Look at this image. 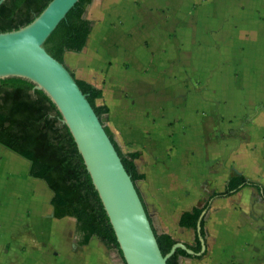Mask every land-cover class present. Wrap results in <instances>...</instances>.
I'll use <instances>...</instances> for the list:
<instances>
[{
    "label": "crops",
    "instance_id": "obj_1",
    "mask_svg": "<svg viewBox=\"0 0 264 264\" xmlns=\"http://www.w3.org/2000/svg\"><path fill=\"white\" fill-rule=\"evenodd\" d=\"M85 16L93 23L87 43L79 52L66 51L63 62L71 71H87L86 77L72 73L101 89L97 104L108 108L103 122L116 126L113 135L120 148L118 139L134 142L124 152L139 154L135 161L145 177L137 187L155 230L193 251V257L180 256L181 264H224L229 255L230 264H264V231L249 222L251 199L264 208L261 192L244 186L230 196L213 197L235 175L264 187L261 182L239 172L207 201L199 203L193 191L187 195L193 174L190 152L206 146L216 118L225 120L226 130L230 118L251 108L257 111L252 123L262 122L264 0H92ZM184 71L198 81L213 75L202 95L187 94L191 85L179 80ZM222 74L232 83L223 82ZM164 116L184 117L191 135H173ZM30 167V160L0 143V264H126L118 249L97 236L83 244L75 217H55L54 193L30 175ZM244 189L259 196L245 200V227L236 230L229 253H218L208 222L211 204L232 200ZM194 207L205 208L204 236L199 226L180 225L182 214ZM197 236L201 249L196 252Z\"/></svg>",
    "mask_w": 264,
    "mask_h": 264
},
{
    "label": "trees",
    "instance_id": "obj_2",
    "mask_svg": "<svg viewBox=\"0 0 264 264\" xmlns=\"http://www.w3.org/2000/svg\"><path fill=\"white\" fill-rule=\"evenodd\" d=\"M51 1L5 0L0 6V33L31 23ZM91 2L79 0L46 40L44 47L59 61H64L66 51L79 52L85 47L93 23L84 15ZM77 83L102 119L108 108L97 104V99L102 96L101 89L82 79H77ZM105 129L133 181L143 179L145 175L139 171L135 161L139 154L125 153L110 129L106 126ZM0 143L31 161L30 175L44 180L54 193L52 204L55 217H75L83 244H88L93 236H97L106 246L118 249L123 255L98 191L60 110L43 90L35 88V84L27 79L8 77L0 80ZM244 186L255 187L264 198V187L244 175L231 177L225 190L214 193L213 197L230 196ZM204 209L194 207L184 212L180 225L197 229ZM155 233L162 253L167 255L177 241L168 233L156 230ZM201 233L205 235L204 219ZM196 243L193 249L197 252L201 249L199 236ZM180 256L193 257L179 247L168 258L167 264H181Z\"/></svg>",
    "mask_w": 264,
    "mask_h": 264
},
{
    "label": "water",
    "instance_id": "obj_3",
    "mask_svg": "<svg viewBox=\"0 0 264 264\" xmlns=\"http://www.w3.org/2000/svg\"><path fill=\"white\" fill-rule=\"evenodd\" d=\"M5 0H0V6ZM79 0H52L29 24L0 33V80L21 77L43 90L60 110L115 231L126 264H167L186 245L164 255L143 198L72 71L44 47ZM84 17H86L84 15ZM205 212L201 214L199 229ZM204 241V239H202Z\"/></svg>",
    "mask_w": 264,
    "mask_h": 264
},
{
    "label": "rangeland",
    "instance_id": "obj_4",
    "mask_svg": "<svg viewBox=\"0 0 264 264\" xmlns=\"http://www.w3.org/2000/svg\"><path fill=\"white\" fill-rule=\"evenodd\" d=\"M72 72L78 77H86L89 74L87 71ZM184 72L186 74L179 80H181L180 84L182 85L188 82L191 85L187 94H194L197 91V93L202 95V91L209 83L210 78L213 77V75L207 76L205 81H198L191 77L188 71ZM221 77L223 82L232 83L229 75L222 74ZM99 102L97 100L98 104ZM256 113L257 111L253 112L251 108L243 109L237 113L235 119L230 118L229 128L226 130L224 128L225 120L218 121L216 118L213 121L214 126L207 133L206 146L197 151L193 150L190 152L191 161H189V166L193 174L191 189H189L190 191L187 192V195H190L191 191H193L200 198L199 203L207 201L212 191L222 187L231 175L239 172L248 175L264 185V123H262L264 115L261 118L262 122L260 124L256 122L252 123L251 115H256ZM106 119L107 116L104 115L102 120L106 122ZM163 119L164 125H167L169 131H173V135L178 134L182 137L186 136L187 133L191 135L189 131L190 125L186 124L184 117H182L181 121H176L170 117L166 118L165 116ZM108 127L117 136L116 126L108 123ZM176 129H179V131L177 132ZM118 141L123 151H129L134 146L133 141H123V139H118ZM137 184L142 186L140 180L137 181ZM253 196H259L254 189H244L234 196L232 200L212 202V215L208 222L212 224L214 230L213 236L217 239V245H219V248L216 250L218 253H229L230 245L235 241L236 230L245 227L244 213L249 210L245 204V200ZM250 205L249 222L257 232L264 231V208H261L262 210L258 209L257 205L259 204L255 203L254 199H251ZM239 214H242L241 219L238 218ZM229 258H227L228 262L224 264H230ZM241 258H246V256Z\"/></svg>",
    "mask_w": 264,
    "mask_h": 264
}]
</instances>
